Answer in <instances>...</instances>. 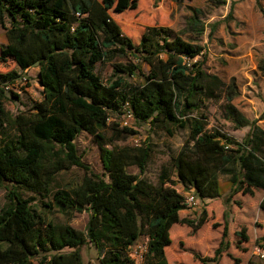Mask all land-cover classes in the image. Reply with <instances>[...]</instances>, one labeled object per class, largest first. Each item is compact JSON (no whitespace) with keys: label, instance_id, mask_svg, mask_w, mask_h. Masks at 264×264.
<instances>
[{"label":"trees","instance_id":"trees-1","mask_svg":"<svg viewBox=\"0 0 264 264\" xmlns=\"http://www.w3.org/2000/svg\"><path fill=\"white\" fill-rule=\"evenodd\" d=\"M153 1L154 6L160 2ZM139 8V0H0V27L7 40L0 57H12L22 71L37 66L43 93L31 110L12 115L4 105L7 93L15 99L18 94L4 87L19 75L0 79V128L14 130L0 141V183L7 187L0 208V264H33L34 258L38 264H84L80 248L88 244L98 251V264H169L165 247L172 225L204 223V217L196 223L180 218L187 206L173 181L164 174L157 183L144 176L152 153L148 143L117 144L136 134L116 119L125 110L139 124L169 134L188 131L171 158L184 193L205 202L221 198V179L229 184L225 202L238 192L264 191V129L233 104L234 81L225 83L206 72L195 60L203 46L171 36L166 26L145 25L135 35L127 33L120 21ZM190 25L195 28L197 22ZM102 61L112 63L106 81L95 72ZM257 70L264 78V58ZM222 97L224 118L235 129L249 127L241 140L207 128L206 110ZM82 132L98 146L102 174L91 172L78 154L74 141ZM72 166L86 171L81 181L51 192L57 174ZM22 192L50 195L53 204L43 205L66 215L86 211L85 230L48 219ZM260 208L264 211V197ZM224 216L213 262L229 246L226 211ZM142 235L146 251L137 263L131 247ZM236 235L248 240L245 228ZM248 264L261 263L251 259Z\"/></svg>","mask_w":264,"mask_h":264},{"label":"rangeland","instance_id":"rangeland-1","mask_svg":"<svg viewBox=\"0 0 264 264\" xmlns=\"http://www.w3.org/2000/svg\"><path fill=\"white\" fill-rule=\"evenodd\" d=\"M153 2L139 0L140 8L128 13L120 21L124 30L130 35H135L145 25L158 24L166 26L171 36L180 34L183 39L203 46V53L195 60L202 61V68L206 72L216 74L225 83L234 81L238 94L234 97L233 104L246 108L251 117L256 115L261 118L264 111V78L257 73V62L264 58V0H260V6L256 0H160L157 6H154ZM193 19L197 22L195 28L190 25ZM6 42L5 31L0 27V48ZM117 61L122 62L125 59L117 58ZM142 70H147L145 64ZM95 72L106 81L112 74V63H97ZM11 73L19 75L12 91L18 94V98L15 99L10 92L7 93L5 109L12 115L21 111L28 112L33 104L43 97L38 81V67L33 66L28 71H22L12 57H0L1 81L5 75ZM224 102L222 97L221 100L209 104L206 110L207 128L219 129L241 140L248 128L235 129L233 123L224 118ZM116 119L121 121L123 117L116 116ZM258 123L264 128V121ZM127 126L136 130V134L127 136L117 144L148 143L152 153L144 176L157 183L159 176L164 174L168 180L174 182L177 190H181V184L176 181L171 158L183 144L188 131L173 129L172 134H169L161 128H152L148 123L139 124L133 120L128 121ZM12 135L14 130L8 125L0 128V141ZM74 143L89 170L102 174L99 149L92 136L82 132ZM128 171L138 173L137 167H129ZM85 173L84 169L76 166L59 172L51 192L56 188L75 187ZM221 185V198L206 202L200 200L196 210L180 213L182 217L191 218L193 223L198 222L200 217L205 220L200 227L186 224L172 226L169 231L172 242L165 247L169 264H203L195 255L206 260L208 264H234V258L239 259V264L251 259L264 264V257L260 256L261 253L264 255V211L260 208L263 191L256 190L253 195L238 192L231 201L225 202L229 185L224 179H221ZM22 193L25 198L31 199V204L48 219L85 230L88 220L86 211L66 215L56 207L48 209L43 205L53 204L50 195ZM6 201L7 187L0 183V208ZM225 211L228 214L229 246L219 260L213 262L214 251L219 245L225 224ZM242 228H245L247 241H242L236 235ZM146 242L147 238L142 235L136 243L144 246ZM80 253L84 264H98V251L93 245H83ZM37 261L38 259L34 258L33 264H38Z\"/></svg>","mask_w":264,"mask_h":264},{"label":"built area","instance_id":"built-area-1","mask_svg":"<svg viewBox=\"0 0 264 264\" xmlns=\"http://www.w3.org/2000/svg\"><path fill=\"white\" fill-rule=\"evenodd\" d=\"M186 65L190 66V60L189 59H185ZM24 81H26L24 79ZM14 84L15 82H13L12 84H7L4 88L5 90H13L14 89ZM123 117V120H121V123L123 125H127L128 121L133 120L132 114L129 110H125L123 115L121 116ZM184 194V203L187 207L191 208V207H196L198 204V199L196 197V195L189 191V192H185ZM137 244V243H136ZM134 244L131 247V256L135 259V261H142L144 253L146 251V246H141V245H136ZM260 256L263 258L264 255L261 253ZM140 263V262H137Z\"/></svg>","mask_w":264,"mask_h":264},{"label":"crops","instance_id":"crops-1","mask_svg":"<svg viewBox=\"0 0 264 264\" xmlns=\"http://www.w3.org/2000/svg\"><path fill=\"white\" fill-rule=\"evenodd\" d=\"M29 69H31V68H28V69H26L25 71H28ZM257 73H259V71L257 70ZM259 75L261 76V74L259 73ZM262 77V76H261ZM263 78V77H262ZM235 105V104H234ZM236 106V105H235ZM236 108L247 118V119H249V120H256V122H257V124L258 125H260L261 126V124L260 123H258V122H262V121H264V117L261 115V118H257V116L256 115H254L253 117H251L250 115H249V113L247 112V110H246V108H243V107H239V106H236ZM264 112V111H263ZM255 118V119H254ZM262 127V126H261ZM242 128H245V127H242ZM246 128H248L247 129V131L249 130V127H246ZM263 128V127H262ZM264 129V128H263ZM247 131L243 134V135H245L246 133H247ZM235 138V137H234ZM243 138V137H242ZM241 138V139H242ZM238 140V139H237ZM177 179V178H176ZM229 185V184H228ZM180 187H181V190H178L179 192H181V193H184L183 192V187L181 186V185H179ZM221 188H222V185H221ZM258 190H261V189H258ZM254 191H256V190H254ZM263 191V190H262ZM222 192H223V190H222ZM263 193H264V191H263ZM263 197H264V194H263ZM263 197H262V199H263ZM261 199V200H262ZM201 201H199L198 200V204H197V206L199 205V203H200ZM197 206L196 207H191V209H189V210H187L186 208H184V209H182V210H180L179 211V216H180V218H185V217H182L181 216V212H185V211H187V213L188 212H190V211H192V210H196L195 208H197ZM185 216H187V214L185 215ZM188 219H191V218H188ZM175 224H181L182 225V223H175ZM174 225V224H173ZM172 225V226H173ZM172 228V227H171ZM170 228V229H171ZM171 238V237H170ZM171 242H172V239H171ZM249 262V261H248ZM248 262H246V263H244V264H248Z\"/></svg>","mask_w":264,"mask_h":264}]
</instances>
